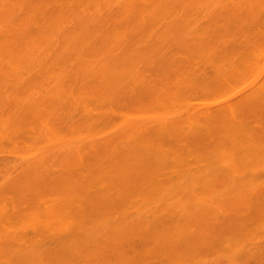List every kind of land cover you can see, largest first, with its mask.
I'll return each instance as SVG.
<instances>
[{
    "label": "rangeland",
    "instance_id": "rangeland-1",
    "mask_svg": "<svg viewBox=\"0 0 264 264\" xmlns=\"http://www.w3.org/2000/svg\"><path fill=\"white\" fill-rule=\"evenodd\" d=\"M95 1L99 2L100 0ZM106 1L107 0H105V2ZM119 1L122 2L118 3L116 0L113 2L117 3L118 6L120 4L122 5L123 0ZM189 1L192 3H188V1L184 0L185 3L180 2V4H178L179 2L174 4L173 1H170L172 4L168 2L169 5L164 3L159 4L160 6L154 4L155 10L152 9L153 6L150 8L144 6L146 10L144 8V11L139 9L141 11H139L137 17L138 10L133 14L125 13V11L117 13L115 10V18L117 14L119 18L117 19L118 21L115 19L117 24L113 22L112 24L117 25V28L116 26L114 28L111 26L108 29L101 28L102 32L99 31L96 33L95 30L100 29L98 25L97 27L99 29H97V27L94 29L96 34H91L90 37L88 36V39L84 37L86 34L83 32L84 35H82V38L84 37L85 39H82L83 42L82 40L79 42V46H82V48L78 47L80 50L75 49L77 53L74 51V55H69V58L66 57V61L61 58L65 64H63V66H58L57 71L50 59L51 57L56 58L55 56L57 55L60 56L59 52L61 49L58 52L56 48L57 54L51 57V54H48L49 56H47V58H49L51 65L54 66L51 68L52 72L50 71L51 69L49 72L53 74H49L48 72L49 76L45 75V70V72L41 74V77H39V74H35V69H33V71L30 70L29 72L31 73H25L23 71L24 74L20 73V71L17 75L23 74L24 76L21 75L22 78L17 79V81H20V79L22 80L23 77L28 78L29 74H32V76H29L31 79L28 78L30 79L29 81H33L32 84L34 85H31V87H26L27 84H22L24 79L21 83L18 82V84L15 81V85V82H13L14 78L12 77L13 81H11L13 84L15 86L20 85V87H14L11 81L7 82L11 79L9 77V79L5 78V83H3V74L2 76L0 75L3 79L0 81V117L2 115L3 118H1L5 120L9 118L5 122L1 119L3 122L0 123V139H2V143H0V208L5 211L0 209L2 211L0 212L2 213V217L3 212L8 213H6L8 217L4 214L6 216H4L5 220L4 218L2 220L0 217V221L2 220V223L0 222V240L2 239V242L5 243H3L5 246L2 245L1 247L0 245V264H264V90L262 91L263 96H261V98L251 97L247 100L243 99L246 93L248 94V92H251V81L259 74L262 77H258L260 79L257 78V81L263 80L262 78L264 77V71L261 72L262 68H264V0L257 1H260V5L254 3L256 5H252L253 8L251 7L249 13L242 18L237 16L234 17L233 15L231 18L224 17L225 12H220L221 15L223 14V17H221L219 13L218 16L216 13L217 11H212L213 6L210 7L211 10L208 7L209 13L207 10L200 11L198 7H195L197 6V3H194L195 0ZM101 2L103 3V0L100 1V3ZM113 2L112 4H114ZM77 4L78 3H76V5ZM192 4L193 6H190ZM99 5L98 3L97 8V5L94 4V6H96H93L95 8L94 11L101 9ZM115 6L118 8L116 4H114V7ZM140 6L139 4V7ZM93 7H91L92 10ZM110 7H112V5ZM116 7L115 9H117ZM59 8H61V6ZM107 8L108 7L105 9ZM159 8L163 10L160 11ZM79 9L81 10V7H78L76 10L73 8L75 11L72 12L71 15L69 14L70 16L68 15L71 18L70 20H80L79 18L82 16V10L80 11ZM216 9H218V7ZM119 10L123 11V9H118V11ZM156 10H159L161 15H158L159 12ZM53 11L54 10H52V12ZM89 11L90 8L88 12ZM99 11L102 12L103 10ZM37 12L35 11V13ZM140 12L144 13L140 15ZM38 13L40 14V12ZM47 13L49 14V12ZM106 13H108V11H106ZM99 14L104 15L100 12ZM19 15H21V13ZM25 15L26 17L28 16L27 13H25ZM73 16H76L75 19H72ZM84 16L85 15H83V17ZM105 16L106 15H104V17ZM124 16L132 18V20L127 22L128 19L126 21ZM37 17L39 16L33 15L32 20ZM109 17L111 16L109 15ZM23 18L25 17L23 16ZM140 18H142V20ZM26 19L27 18H25V20ZM111 19L113 18L111 17ZM70 20L66 21L67 26L69 25L68 23L72 24L74 22ZM40 21L44 22L43 20H39L38 22ZM81 21L79 24L83 23ZM30 23L32 22L30 21ZM86 23L87 26L90 24V22L89 24L88 22ZM41 24L39 26H41ZM45 24L43 27H45ZM64 25H62V27H64ZM93 25L91 29H93ZM33 26L36 27L35 25ZM30 27H32V25ZM34 27L32 28L34 29ZM69 27L72 28L71 25ZM74 27L75 26H73V28ZM76 27L75 30H78L76 34L82 33L80 27L78 25ZM83 28L85 29V26ZM22 29L25 31L24 27ZM22 29L19 28L17 31L21 30L20 33L22 32L23 34ZM49 30L46 29V31ZM37 31L39 32V29ZM17 33L19 36L20 33ZM71 33L73 35L75 32ZM114 33L116 34L114 35ZM118 33L119 35H117ZM29 34L31 36L33 35L31 31ZM42 34L43 32L38 34L40 36H37L36 33L33 37L19 40V46L17 45L18 47L16 46L15 48L17 52L20 54L23 53L25 56L18 57L19 59L21 58V60H19L20 62H14L10 59L13 66L23 63V68H25L26 71L29 70V64L33 62L26 65L23 59L27 60L25 57L28 52L33 51V42L38 38L40 39L38 42L46 41L44 43L45 45H47V42L53 45L54 42L58 44L59 41H64V38L58 39L57 37L59 35L55 37L53 34L52 38L54 36V40L51 41L52 38H47V34V37L44 35L47 38V40H45ZM61 34L62 32L60 35ZM21 36L22 35L19 37ZM74 37H76V35H74ZM73 39L76 40L75 38ZM79 39H81V37ZM79 39H77V41ZM66 43L69 42L67 41ZM41 44L43 48L45 45H43V42ZM57 44L55 43L54 45ZM69 45L71 46V44ZM75 45L78 46L76 43ZM37 46L35 47L34 45L35 51ZM11 48H13V46H11ZM72 48L73 46L71 49ZM39 49L40 48L37 50V54L40 52ZM14 51L15 50L12 52L14 53ZM113 51L119 55L117 56V54H114V57H120L118 59L116 71H114L116 74L113 72L117 77L116 80L118 83L114 88L112 85L107 88L110 89L112 87L114 90L116 88L114 95L116 94L117 97L115 96L113 99L114 95L112 96V88L106 90V92L102 91L106 96H108L107 93L109 94L110 100L107 101V97L105 98L103 94L97 96V99L98 97L101 99V97L104 96V99L102 98L103 100L101 99L99 101L98 99L101 107V109L99 107V110H101L102 116H106L105 118L107 119L110 118L109 121H111L110 124H107L109 125L107 126V131H101V126H98V128L94 125V127H97L94 128V130L98 129L97 131L101 132V135H107L108 132L111 133L114 127H124L126 121L125 123L121 122L126 119L124 114L127 115V119L129 120L133 118V116L134 118L136 116V119L138 117V120L153 116L156 118L157 115L164 114V112L173 113L171 112L172 107H174L172 110L174 112L177 111V113L179 111V106L182 107V109H180L183 113V110H186L189 104L192 105L190 107H193V105L213 104L224 98H228L230 101L233 100L236 114L235 119L221 122H208L196 126L197 128L195 127L192 131L184 132V134L147 136L142 138L143 141L136 140L132 143L131 145L135 144L132 151V146L122 145L131 148H128L130 152L125 151L126 153H123L124 156H119L121 153L116 151L117 149L114 150V156L115 154L116 156L114 159L112 156L111 159L109 158L111 163L109 160L104 161V159H108L106 156H109V154L106 155L102 152L104 157H106L104 158L103 155L98 153L97 158L99 159V163L95 160L94 162L92 161L93 165L90 164L92 168L89 170L86 169V171H84V169L82 171L80 165H77L79 168L74 166L75 168L73 169V164H66L65 167L62 166L63 164L61 166L59 164V169L57 170L58 165L55 168L49 161V164L52 166H50L51 169L50 167L46 169V167L49 166L47 163L48 165L42 166L43 170L45 168L46 171L41 172L40 170V174H34L37 172L31 170L35 169L31 162L32 158L34 159L36 154L38 155V153L43 151L44 146H46V142L44 141L47 139L43 137H47L46 134L48 129L45 127L48 125L45 127L41 126L43 124L41 118H45V120H43V125H46L48 122L47 118L50 119L48 116L52 111L54 109L56 111L58 106L63 108L62 105H64L63 102L65 101L61 102V98H64L66 94L69 99L72 94L78 101L80 99L82 106H80V102L77 103L78 101H74L75 98L72 100V102L74 101L76 104H79L80 108L82 107V109L79 108L80 117L83 115L85 116L86 111L88 112L89 109L86 107L88 104L90 112H98V102L96 99V102H94L95 104L90 100L91 103L95 105L94 106L90 102L87 103L89 99L85 100V98H88L86 96L90 94H85V96L81 95L85 92H92L94 90L93 85L95 86L94 82H92L93 85L90 84L91 80L93 81L92 78L94 75L90 76L87 74L88 70L91 69V67L88 69V63L91 61L94 62L95 60L94 63L98 66L97 60L101 63V57L105 58L110 55L113 57V54H111ZM37 54L35 56H37ZM62 56H64V54ZM112 57L109 59L113 60ZM31 61L34 60L32 59ZM48 61L46 60V62ZM51 65H49V67ZM47 66L46 68L48 70ZM93 66L95 65L92 64V67ZM251 66L252 69H254L252 73L250 72L252 71L250 70ZM59 67H61L60 70H64L62 72L60 70L58 71ZM35 68L39 69L40 67L36 66ZM3 69L1 72H3ZM7 69L6 71L8 74H6L4 69L6 76H10V72L13 73L11 75H14L13 68L11 69L9 66ZM92 69L94 70V67ZM15 72L17 71L15 70ZM40 72L41 71H39V73ZM59 72L61 74H59ZM248 72H250L251 75ZM25 74L27 76H25ZM54 74L56 77L59 74V77H57L58 80L55 78ZM37 75H39V79L36 78ZM51 78H53V80ZM55 80H57V82H55ZM88 80L90 83H87ZM29 81L24 82L29 85ZM6 82L9 83L7 87H2L5 86ZM47 82L49 83L48 86L46 85L48 84ZM86 84H88L90 88L86 86ZM8 85L13 86L9 88ZM45 86L48 87L49 90L55 89L53 87L57 86L55 90L50 92L54 93L55 91L54 94H56V97L59 95V102L58 99L54 100L51 97L52 94H50ZM80 87L81 89H79ZM59 88L62 89L59 90ZM82 88L87 89L84 91ZM105 89L106 88L103 90L105 91ZM56 90H59L58 93L60 94H58ZM77 90L78 92H76ZM62 91L64 92V96L62 95ZM98 91L94 93L98 94ZM45 93L50 95L48 96L49 98ZM37 94H39V96H45H42V99L38 101ZM91 94L90 97L93 96V93ZM46 97L47 99L44 100L43 98ZM168 98L169 100H167ZM66 99L65 97L62 100ZM85 101L86 103H84ZM46 102H49V104H46L47 106H45ZM72 102L69 100L68 103ZM51 103L53 105L54 103L58 105L56 106L57 109L54 106V108L51 107L52 105L50 108L48 105ZM75 103H73V105ZM186 103L189 104L187 105ZM34 106L36 107L35 111L37 113L33 110ZM77 106H73L74 110L72 109V111L74 115L78 113ZM45 107L47 110H45ZM65 107L66 105H64V108ZM23 108V111L26 110L25 112L22 111ZM28 108H30V113L32 111L31 114L27 110ZM39 108H42L40 109L41 111L38 110ZM48 108L52 110L51 113L48 112ZM62 108H60V110ZM94 108L97 109L93 110ZM188 108L187 110H189ZM1 109L5 112L3 111L2 113ZM102 110L104 111L102 112ZM193 110L194 109H191L190 112ZM46 111L49 114L46 113ZM181 111H179V113H181ZM68 112L65 114L68 115ZM24 113H27V117ZM94 113H89V116L93 119H95V116H93ZM122 114L123 116H121ZM40 115L41 117H39ZM46 115L47 118L45 117ZM77 115L78 116L75 115L73 118H80L79 114ZM96 115H98V113H96ZM123 117L124 120H122ZM97 118L95 119V124L99 123L100 120L101 123L102 119H98L99 121H97ZM147 118L146 120H148ZM116 129L113 130L116 131ZM97 131L95 132L97 133ZM114 131L113 133H115ZM95 132L93 131V133ZM222 132L227 133L229 136V139H226V143H219V140L222 138L221 136H224ZM3 135L4 137H2ZM231 138L235 140L233 139L232 141ZM39 139L44 140L40 142ZM223 140L225 139H221V141ZM43 143H45V145ZM40 145L43 146L41 147L42 150L38 149L35 151ZM33 147L36 148L34 149ZM221 150L225 151L224 154H226L227 160H234L230 156L235 157L236 160L234 161L237 163V172L235 170L236 174H233L229 169L222 166V162L218 160L224 159L221 158L222 156L224 157V155L220 157V152L222 154ZM34 151L35 154H33ZM109 153L111 154L110 151ZM117 154L119 157H122L120 160ZM111 155H113V153ZM26 158H30L28 164L24 161ZM97 158L95 159L97 160ZM115 159L116 163L114 162V164H112V161ZM22 161L28 166L24 165ZM103 161L104 164H101ZM30 162L31 169L29 168ZM105 162H108L106 163L108 165H106ZM58 163H61V161ZM70 165L72 168L68 167ZM94 165L95 167H93ZM38 168L35 171H37ZM87 168L89 167L87 166ZM49 169L53 171L52 175L54 176L51 175L52 172L50 173ZM54 169L58 172H54ZM29 170H31V172ZM59 170L61 171L60 173ZM76 170H80L81 172L79 174H82L83 177H79V174L75 177L78 172H76ZM62 172H65L64 176H66L67 179L63 176ZM58 176H62L63 178L61 177L60 180ZM69 177L76 179L75 181L73 180V182ZM65 179L68 181L66 182ZM61 183L64 187H61ZM79 183L82 187H80ZM65 189L68 190L65 191L64 197H61L60 202V198L57 199V197H59V193H62L61 190ZM78 191L83 193L81 194L83 197L85 192L87 199L90 201L88 202L87 200V203L86 201L84 203L82 202L84 204L83 207L85 206L84 210L81 208L82 203L79 206L78 202L80 201L76 200V198L80 196ZM65 195L68 197L67 200H70L69 202L66 200ZM55 197L56 200L52 202ZM70 197L72 198L70 199ZM57 200L61 205H59ZM83 200L82 198L81 201ZM41 202L43 203L41 204ZM45 203H50V205H46ZM38 204L52 207L54 205V209L63 206L62 210H60L63 214L66 213V215L63 216L64 220H66L64 221L65 224L61 219L63 218L61 214H59L60 218L57 219L58 221H56V215L53 217L55 219L54 221L49 223L52 218L49 217V221L47 222L48 218L46 219L45 215H47V211L49 213V209L52 208L46 206L45 208H41L39 207L41 205ZM39 209L45 211L39 212ZM54 209L51 212H54ZM68 210L74 213L72 212L71 214ZM38 212L41 214H38ZM44 212L46 213L43 214ZM75 212L79 213L76 214L77 217L74 216ZM49 214L52 215L53 213ZM37 215H39V217ZM68 215H70L71 218L74 216L76 219L73 218L74 220H71ZM40 217L42 218L41 221ZM54 222L55 224L58 222L57 227H55L56 225L54 226ZM66 222H71L73 224L66 225ZM36 223H40L39 226H36ZM50 224L53 225L50 226ZM22 226H26L24 227L25 229ZM70 226L73 228L71 229ZM20 227H22V229ZM29 227H32V229H29ZM51 227H59L56 230L60 232L59 236L62 235L60 239L66 241L62 240L63 242H61L60 240V243H56L55 240L53 242L54 239H50L53 237L50 232L54 231L53 233H55V230H52L54 228ZM8 228H12V231ZM16 229L18 230L15 231ZM19 229H24L23 231L26 230V232H20ZM69 229H71L70 232L72 236H68L67 234L69 233ZM27 230L31 231L27 232ZM46 230L49 232L48 235L50 234V237L46 236L47 233L42 232ZM13 231L15 232L11 233ZM39 232H42L44 236ZM65 233L66 235H63ZM6 243L8 244L6 245ZM9 243L22 246H19V249H17V246L13 245V249L8 247L10 245Z\"/></svg>",
    "mask_w": 264,
    "mask_h": 264
},
{
    "label": "bare ground",
    "instance_id": "bare-ground-1",
    "mask_svg": "<svg viewBox=\"0 0 264 264\" xmlns=\"http://www.w3.org/2000/svg\"><path fill=\"white\" fill-rule=\"evenodd\" d=\"M65 1L66 0H0V75L2 76V74H3V77L2 78H4V80L0 77V81H4L3 83H5V78H14V81L12 80V78L11 79H9L8 81H7V79H6V81L7 82H9V81H13V82H17V84H18V82H20L21 83V81L24 79V81H29L30 79H31V77H29V76H32V74H29V76H28V78H30V79H28L27 77V79L26 78H24L23 77V79L21 80L20 79V81H17V79H19V78H22V76L21 75H23L24 74V72L25 73H28L30 70L31 71H33V69H35L34 70V72H35V74L37 73V74H39V75H37L36 76V78H38V76L39 77H41V74H43L44 72H45V70H46V72L44 73L45 75H48L49 76V74H53V73H51L52 72V66L56 69V71H57V67L58 66H63V64H65V62L64 61H66V57H68L69 58V55H71V56H73L74 55V51H75V53H77L76 52V50L75 49H77V50H80V49H78V47L80 48H82V46H79L80 45V40H82V39H85L84 37H87V39H88V36L90 37V35L91 34H96L97 32H99V31H101L102 32V29H105V28H110L111 26H112V28H114L115 26H116V28H117V25H114V24H112V22L113 23H116L117 24V19L119 18L118 17V14H117V17L115 18V14H116V11H117V13H120V12H124L125 11V13H129V14H133V13H135V12H137V10H138V12H137V15H136V17L139 15V11H141V10H139V9H142V11H144L143 10V8L146 10V8H150V7H152V9H154V4H161V3H164V4H167V5H169L168 4V2L169 3H171L170 1H173V3L174 4H177L180 0H123V3H122V5L120 6H118V4L117 3H114L113 1H115V0H107L106 2H105V0H103V3L101 2L100 3V1H102V0H100L99 2H97V1H95V0H67L66 1V3H65ZM97 2V3H95V2ZM108 1H110V2H108ZM118 3H121L119 0H116ZM186 1H188V3L190 2L189 0H186ZM193 1V0H192ZM258 0H195L194 1V3H197V6H195V7H198V10H200V11H202V10H207V12L209 13L210 11L208 10V7L210 8L211 6H213L212 8H213V10L212 11H214V12H216L217 13V15H218V13H219V15L221 16V17H223L221 14H220V12L221 13H223V12H225L224 13V17H227V18H231V16L233 15L234 17L235 16H237V17H239V18H242V17H244L245 15H247L248 13H249V9H251V7H252V5L254 6V5H260V1L259 2H257ZM70 2V3H69ZM75 2V3H74ZM112 2L114 3V4H116L117 6H118V8L117 9H115V7H114V4H112ZM180 2H183V3H185L184 2V0H182V1H180ZM180 2L178 3V4H180ZM63 3V4H62ZM76 3H78L77 5H76ZM98 3L100 4L99 5V8H101V9H99V10H103L102 12L101 11H97V10H95L94 11V7H96V6H94V4H96L97 5V8H98ZM187 3V2H186ZM190 3H192V2H190ZM254 3H256V4H254ZM261 3H262V1H261ZM77 6H75V5ZM102 4V5H101ZM104 4V5H103ZM139 4L141 5L140 7H139ZM150 4V5H149ZM163 4V5H164ZM172 4V3H171ZM182 4V3H181ZM64 5V6H63ZM68 5H70V6H68ZM75 7H74V6ZM106 5V6H105ZM112 5V7H110ZM157 5V6H158ZM185 5V4H184ZM61 6V8H59ZM63 6V7H62ZM94 6V7H93ZM100 6H102V7H100ZM146 8H145V7ZM149 6V7H148ZM160 6V5H159ZM190 6H193V4L192 5H190ZM51 9H50V8ZM56 7V8H55ZM67 9H66V8ZM70 7V8H69ZM80 8L81 7V10H82V16L79 18L80 20L79 21H77L76 19H75V17L73 16V18L72 19H75V21L74 20H70L71 18L69 17L71 14H72V12H74L77 8ZM91 7H93V10H92V8ZM106 7H108L107 9H105ZM121 7V8H120ZM163 7H165V6H163ZM167 7V6H166ZM218 7V9H216ZM49 8V9H48ZM53 8V9H52ZM55 8V9H54ZM73 8L75 9V10H73ZM83 8V9H82ZM89 8H90V11L88 12V10H89ZM96 8V9H97ZM155 8H156V6H155ZM215 8V9H214ZM253 8V7H252ZM47 9V10H46ZM58 9H60V10H58ZM63 9V10H62ZM112 9V10H111ZM118 9H123V11H118ZM152 9H150V10H152ZM52 10H54L53 12H52ZM56 10H57V12H56ZM70 10H72V11H70ZM80 10V9H79ZM80 10V11H81ZM105 10V11H104ZM110 10V11H109ZM113 10H114V12H113ZM116 10V11H115ZM155 10V9H154ZM159 10L161 11V10H163V9H160L159 8ZM159 10H156V11H158L159 13H158V15L161 13ZM210 10H211V8H210ZM218 10H219V12H218ZM222 10V11H221ZM35 11L37 12H40V14L43 16H41L38 12L37 13H35ZM79 11V12H80ZM85 11H86V13H85ZM91 11H94L95 12V14H94V12L93 13H90ZM106 11H108V13H106ZM149 11V10H148ZM23 12V13H22ZM45 12V13H44ZM47 12H49V14L47 13ZM60 12V13H59ZM65 12V13H64ZM99 12L100 13H103L104 15H106L105 17H104V15H102V14H99ZM213 12V13H214ZM21 13V15H19ZM25 13H27V17H26V15H25ZM63 15H62V14ZM81 13V12H80ZM84 13V14H83ZM112 13V14H111ZM141 13V12H140ZM142 13H144V12H142ZM142 13L140 14V15H142ZM150 13V12H149ZM152 13V12H151ZM154 13V12H153ZM207 13V14H208ZM30 14V15H29ZM34 16H39L40 17V19H39V17H37L36 19H34V20H32V16L33 15ZM37 14V15H36ZM39 14V15H38ZM44 14V15H43ZM53 14H56L57 16L59 15V14H61V15H59L58 17L56 16V15H53ZM70 14V15H69ZM79 14V13H78ZM90 14V15H89ZM124 14V13H123ZM155 14H157V13H155ZM154 14V15H155ZM18 15V16H17ZM25 17V18H27L26 20H25V18H23V16ZM69 15V16H68ZM83 15H85L84 17H83ZM100 15H102V16H100ZM109 15L113 18V19H111V17H109ZM113 15V16H112ZM150 15V14H149ZM161 15V14H160ZM218 15V16H219ZM230 15V16H229ZM20 16H22V17H20ZM45 16H46V18H45ZM61 16H62V18H61ZM80 16V15H79ZM89 16V17H88ZM146 16V15H145ZM155 16H157V15H155ZM20 17V18H19ZM29 17V18H28ZM30 17H31V19H30ZM49 17V18H48ZM56 17V18H55ZM72 17V16H71ZM83 17V18H82ZM234 17H232V18H234ZM236 17V18H237ZM17 18V19H16ZM51 18V19H50ZM52 18H55V19H52ZM60 18V19H59ZM63 18H65V19H63ZM87 18V19H86ZM103 18H104V20H105V18H106V20L104 21L103 20ZM107 18H108V20H107ZM124 18H125V20L127 21V19H128V21L127 22H129L130 20H132V18H128L127 16H124ZM135 18V17H134ZM142 18H145V17H142ZM142 18H140L141 20H142ZM239 18H237V19H239ZM18 19H19V22H18ZM20 19H21V21H20ZM23 19V20H22ZM46 19V20H45ZM48 19V20H47ZM83 19V20H82ZM117 21H116V20ZM24 20H25V22H24ZM37 20V21H36ZM39 20H43L44 22H42V21H40V22H38ZM67 20H70V21H74L73 23H74V25H73V23L72 24H70V23H68L69 25L67 26L66 24H67ZM82 20V21H81ZM104 21V23H103V21ZM30 21L32 22V23H30ZM60 21V22H59ZM61 21H64V22H61ZM77 21V22H76ZM83 22L82 24H81V27H82V29H81V27H80V24H79V22ZM22 22V23H21ZM38 22V23H37ZM41 22H42V24H41ZM54 22V23H53ZM66 22V23H65ZM86 22H88V24H89V22H90V24L87 26V23ZM104 24V26H106V27H104L103 26V24ZM108 22H109V25H108ZM34 23V24H33ZM37 25H36V24ZM45 24V27H43V25ZM48 23V24H47ZM78 23V24H77ZM20 24V25H19ZM23 24H25V25H23ZM41 24V26H39ZM56 24V25H55ZM65 24V25H64ZM76 24V25H75ZM84 24V25H83ZM86 24V25H85ZM94 24V25H93ZM95 24H96V26H95ZM107 24V25H106ZM22 25V26H21ZM28 25V26H27ZM32 25V27H34L33 25H35L36 27H34V29L32 28V27H30ZM50 25V26H49ZM62 25H64V27H62ZM71 25V27L72 28H70L69 26ZM79 26L80 27V31H82V33L84 32L85 34H86V36L84 35V33L82 34V33H80V31H79V33L81 34H76V32H78V30L76 31L75 29L77 28L76 26ZM92 25H93V29H91L92 28ZM99 25V26H98ZM19 26V27H18ZM73 26H75L74 28H73ZM85 26V29L83 28ZM91 26V27H90ZM94 26H95V28H94ZM100 28H98V27ZM25 28L24 30L25 31H23V29L22 28ZM28 27V28H27ZM64 30H62L61 28ZM66 27V28H65ZM88 28V31H87V28ZM96 27H97V29H99V30H95V32H94V29H96ZM104 27V28H103ZM19 28L20 29H22V31H23V34H22V32L20 33V31H17V29L19 30ZM31 28H32V30H31ZM102 28V29H101ZM111 28V29H112ZM29 29H30V31H31V33L33 34V35H35L36 33H37V36H40V35H38V34H41L42 32H43V36L45 35L46 36V34L48 35V37L47 38H52V34L55 36V37H57V35H59L57 38L59 39V38H64L63 40L64 41H59V43L57 44V42H54V44L56 43L57 45H54V46H56V47H54L52 44H49V42H47L46 44L47 45H45L44 43L46 42V41H42L43 42V45H45L43 48H42V42L40 43V42H38V40H40L38 37V39L35 41L34 40V42H36V43H34L33 42V51H31V52H28L27 53V56L25 57V59H27V60H24L23 58V62H25V64L26 65H28L30 62H33V63H30L29 64V70L28 71H26V69L25 68H23V63L22 64H19V65H21V66H19V65H15V66H13L12 65V63L10 62L11 60L12 61H14V62H18L19 60H21V58L19 59L18 57H20V56H25L23 53H19V52H17V50H16V46L18 45V43H19V40H21V39H27V38H30V37H33V35L31 36L29 33H30V31H29ZM36 29V30H35ZM39 29V32L37 31ZM46 29L47 30H49V31H46ZM79 29V28H78ZM90 29V30H89ZM14 31V33H13V31ZM43 30V31H42ZM72 30H74V31H72ZM85 30V31H84ZM15 31H16V33H15ZM36 31V32H35ZM42 31V32H41ZM89 31H91V32H89ZM17 32H19L20 34H19V36L20 35H22L21 37H19L17 34ZM46 32V33H45ZM62 32V34L60 35V33ZM71 32H75L73 35H72V33ZM92 32H94V33H92ZM89 33V34H88ZM117 33V32H116ZM116 33H114V35L116 34ZM25 34H27V35H25ZM51 34V35H50ZM99 34V33H98ZM50 35V36H49ZM74 35H76V37H74ZM82 35H84V37L82 38ZM117 35H119V33L117 34ZM44 36V37H45ZM53 36V38L51 39V41L52 40H54V37ZM71 36V37H70ZM72 36H73V38H75L76 40H74L73 38H72ZM14 37V38H13ZM44 38L45 40H47V38ZM81 37V39H79ZM19 38V39H18ZM71 40H70V39ZM18 39V40H17ZM68 39V40H67ZM77 39H79L78 41H77ZM14 40H16V41H14ZM12 41V42H11ZM69 42V43H66V42ZM74 41V42H73ZM77 41V42H76ZM14 42V43H13ZM40 44V46H39V44ZM82 42H83V40H82ZM81 42V43H82ZM75 43L78 45V46H76L75 45ZM12 44V45H11ZM38 46H37V45ZM69 44H71V46L69 45ZM72 44H74V45H72ZM34 45H35V47L37 46V49H36V51H35V47H34ZM49 45V46H48ZM63 45V46H62ZM68 45V46H67ZM11 46H13V48H11ZM19 46V45H18ZM17 46V47H18ZM59 46V47H58ZM73 46V48L71 49V47ZM77 48H76V47ZM50 47H51V49H50ZM55 49H54V48ZM62 47V48H61ZM66 47H67V49H66ZM38 48H40L39 50H40V52L38 53L39 54V56H38V54H37V50H38ZM48 48H49V50H48ZM56 48H57V51L59 52L60 51V49H61V53L59 52V54H60V56L59 55H57V56H55L56 58H53V57H51V56H53V55H55V54H57L56 53ZM74 49V50H73ZM13 50H15L14 51V53L12 52ZM41 50H42V52H41ZM52 50V51H51ZM54 50V51H53ZM34 51H35V53H34ZM67 51H68V53H67ZM73 51V52H72ZM17 52V53H16ZM47 52H49V53H47ZM51 52V53H50ZM69 52H71V53H73V54H71V53H69ZM19 53V54H18ZM13 54H14V56H13ZM37 54V56H35ZM43 54V55H42ZM47 54V55H46ZM50 55V57H51V62L53 63V65H51V62H50V60H49V58H47V56H49ZM64 54V56H62ZM111 54H113V57H112V55H110V56H107V57H105V58H100V59H102L101 60V63L99 62V60H97V64H99L98 66L94 63L95 62V60H94V62H89L88 63V69H89V67H91V69L94 67V70L92 69H89L88 70V72H87V74L88 75H94L93 76V81L91 80V83H90V81L88 80L87 81V83H90V84H92V82H94L95 83V86L93 85V91L91 92H85V93H83V94H81V95H84L85 96V94L86 95H92L91 93H93V96L92 97H90V95L89 96H86V97H88V98H85L84 96V98H85V100L86 99H89L88 101H87V103L88 102H90L91 103V101L94 103V102H98V99H99V101L104 97H101V99L98 97V99H97V96H101L103 93H102V91L103 92H106V90H110L112 87L114 88L115 87V85L117 86V83H118V81L116 80L117 79V77L115 76V72L114 71H116V68H117V66H118V59L120 58V57H117V56H119L117 53H115V51H113V52H111ZM114 54L116 55L117 54V56H115V57H117V58H115L114 57ZM19 55V56H18ZM32 55H34V56H32ZM67 55V56H66ZM76 55V54H75ZM29 56H31V57H29ZM45 56H46V58H45ZM28 57V58H27ZM33 57H36V58H33ZM38 57V58H37ZM59 57V58H58ZM110 57H112L113 58V60H110L109 58ZM17 58V59H16ZM34 60V61H31L32 59ZM55 60H53V59ZM64 59V61L62 60V59ZM111 58V59H112ZM11 59V60H10ZM106 60V61H104V60ZM46 60L50 63H48V62H46ZM61 60V61H60ZM108 60V61H107ZM116 60V61H115ZM37 61V62H36ZM103 61V62H102ZM259 61V60H258ZM20 62V61H19ZM59 62V63H58ZM58 63V64H57ZM62 65H61V64ZM91 63V64H90ZM51 65L50 67H49V65ZM57 64V65H56ZM90 64V65H89ZM92 64L93 65H95V66H93L92 67ZM11 65H12V67H11ZM23 65V66H22ZM48 65V66H47ZM6 66V67H5ZM10 66V68L13 70V72H14V75H11V74H13V73H9V75L10 76H6V74H8L7 73V71H6V69L8 68ZM36 66H38V67H40L39 69H36L35 67ZM46 66L48 67V70H47V68H46ZM16 67V68H15ZM26 67V66H25ZM32 67V68H31ZM34 67V68H33ZM4 68L5 69V71H6V74L4 73V69H3V72H1L2 71V69ZM15 68V69H14ZM20 70H19V69ZM41 68H42V70H41ZM53 68V69H54ZM60 68L61 67H59V69H58V71L60 70ZM10 69V70H11ZM51 69V70H50ZM54 69V70H55ZM63 69V68H62ZM7 70H9V69H7ZM15 70L17 71V72H15ZM49 70L51 71V72H49ZM64 70V69H63ZM63 70H60L61 72L63 71ZM250 70H252V71H250ZM250 72L252 73L253 71H254V69H252V66H251V68H250ZM21 71V72H20ZM24 71V72H23ZM39 71H41L40 73H39ZM56 71H54V72H56ZM91 71H92V73H91ZM94 71V72H93ZM264 71V68H262V71L261 72H263ZM23 73V74H20V75H17L18 73ZM48 72H49V74H48ZM115 74H114V73ZM250 72H248V73H250ZM260 72V73H261ZM29 73H31V72H29ZM47 73V74H46ZM91 73V74H90ZM251 73H250V75H251ZM264 73V72H263ZM263 73H261V74H263ZM59 74H61L60 72H59ZM59 74H58V76L57 77H59ZM247 75V74H246ZM249 75V76H250ZM6 76V77H5ZM19 76H21V77H19ZM24 76V75H23ZM25 76H27L26 74H25ZM54 76H55V78L58 80V78L56 77V75L54 74ZM261 75L259 74V75H257L256 76V78H254L251 82H252V84H250L252 87H251V92L249 93L248 92V94L246 93L244 96H243V99L244 100H247V99H249V98H251V97H253V98H261V96H263L264 94V77L262 78L263 80H258L257 81V78L258 77H260ZM33 77H34V75H33ZM33 77H32V79H33ZM51 77V76H50ZM49 77V78H50ZM53 77V76H52ZM247 77V76H246ZM262 77V76H261ZM39 79V78H38ZM52 80H53V78H51ZM115 79V80H114ZM248 79V78H247ZM258 79H260V78H258ZM57 80H55V82H57ZM11 81V82H12ZM22 82V84L23 85H25V84H27V86L26 87H31V85H34V84H32L33 83V81L31 80V81H29V85H28V83H25V82ZM38 81V80H37ZM6 82V84H5V86H2V87H7V84H9V83H7ZM10 82V83H11ZM13 82H12V84H13ZM16 82L14 83L15 85H16ZM51 82V81H50ZM54 82V81H53ZM1 83V82H0ZM2 83V84H3ZM48 83V82H47ZM115 83V84H114ZM222 83H226V82H222ZM13 84V85H14ZM58 84V83H57ZM11 85V84H10ZM10 85H8L9 86V88L10 87H12V86H10ZM14 85V87H20V85L18 86H15ZM22 85V86H23ZM47 86L49 85V83L48 84H46ZM112 85V87L110 88V89H108L107 87L109 86H111ZM222 85V84H221ZM53 86H55V85H53ZM86 86H88V84H86ZM46 87V86H45ZM44 87V88H45ZM50 87V86H49ZM51 87H52V85H51ZM59 87V86H58ZM89 87V86H88ZM87 87V88H88ZM92 87V86H91ZM1 88V87H0ZM47 88V90H49V88L48 87H46ZM53 88H57V86L56 87H53ZM86 88V89H87ZM90 88V87H89ZM99 89V91H98V89ZM104 88H106L105 89V91L103 90ZM112 88V96L114 95V92H115V90H116V88H115V90ZM8 89V88H7ZM55 89H52V90H49V92L50 91H53V90H55ZM60 89H62V88H59V90ZM79 89H81V87L79 88ZM84 91L86 90V89H84V88H82ZM92 89V88H91ZM96 89V90H95ZM44 90V89H43ZM59 90H56V92L58 93V91ZM75 90V89H74ZM217 90V89H216ZM41 91V90H40ZM83 91V92H84ZM96 91V92H95ZM97 91H98V94H95V93H97ZM110 91V92H111ZM249 91H250V88H249ZM262 91H263V93H262ZM1 92H3V91H1ZM76 92H78V90L76 91ZM95 92V93H94ZM40 93H42V92H40ZM48 93V92H47ZM54 93H55V91H54ZM54 93H51L50 92V94H54ZM88 93V94H87ZM1 94V93H0ZM43 94V93H42ZM46 94V93H45ZM58 94H60V93H58ZM57 94V95H58ZM64 94V92L62 91V95ZM65 94H66V92H65ZM263 94V95H262ZM38 95V101H39V99H42V96H45V95H40L39 96V94H37ZM47 95V94H46ZM51 95V97L54 99V100H57L58 99V97H59V95L56 97L55 95L56 94H54L53 96H55V97H53ZM73 95V94H72ZM71 95V98L69 99L67 96V94H66V96H64V98L66 97L67 99H68V101H67V99L66 100H62V99H64L63 97L61 98V102H63V101H65V102H63L64 103V105H66V109H68V110H66L65 108H64V105H62L63 106V108L61 107V106H58V105H56L55 103H54V105L51 103L50 105H48L49 107L51 106V107H56V106H58V109H59V111H58V109H57V107H56V111H55V109L52 111V110H49V108H48V112L49 113H51V111H52V113L48 116L50 119H48L47 118V115L45 116L46 118H47V120H48V122H47V124L46 125H43L44 124V122H43V120H45V118L43 117V118H41V122L43 123L41 126H47V127H45V128H47L46 130H47V134H46V136L47 137H43L44 139L45 138H47L46 139V141H44V142H46V146H44V149H43V151H39L40 153H38V155L36 154L35 156L36 157H38V158H36L35 156H34V159L32 158V165H33V167L35 168V169H31V162H30V164H29V168L31 169V170H34V172H37V173H34V174H40L42 171H46L45 170V168H44V170H43V167L42 166H46V165H48L49 164V161H50V163H52V166L53 167H55L56 168V166L58 165V168H57V170L59 169V164H60V166L62 165V166H64L65 167V165L66 164H73V169L75 168L74 166H76V167H78L79 165H80V167H82V171H83V169H84V171H86V169H90V168H92L91 166L93 165V162H94V160L97 162V163H99L98 162V158H97V156H98V153L100 154V155H103L102 154V152H104L106 155L107 154H109V156L107 155L106 157H108V159L106 158V157H104V155H103V157L104 158H106V159H104V161L105 160H109L110 161V163H111V156H112V158L114 159L115 158V156H116V154H115V156H114V150H116V151H118L119 153H121L119 156H124V154L126 153L125 151H129L131 148L130 147H124V146H122V145H129V146H132V149H131V151L134 149L133 147H135V144H133V145H131L132 143H134L136 140H138V141H141L142 140V138H145V137H147V136H149V137H151L152 135H157V136H159V135H167V134H184V132H188V131H192L193 129H195V127L196 126H199V125H202V124H205V123H208V122H212V121H216V122H221V121H225V120H233V119H235V105H234V103H233V100H231L230 101V99L228 100V98H224V99H221V100H219V101H217V102H215V103H213V104H202V105H195V106H197V107H195L194 105H193V107H190V106H192L191 104H189V103H186V104H183V105H186L187 106V108L189 109V110H187V108H186V110L185 111H187V112H185L184 110H183V113H182V111H181V109H182V107H180L179 106V111H181V113H179V111H178V113H177V111H173L172 109L174 108V107H172L171 108V112H173V113H165L164 112V114L162 113V114H160V115H157V117L155 118L154 116L153 117H149V118H153V119H149V118H147V117H145L144 119H139L138 120V117H137V119H136V116H135V118H134V116H133V118H130V116H129V118H130V120L129 119H127V115L126 114H124L125 116L124 117H126V119L124 120V117L122 118V120H124V121H121V122H124L125 123V121H126V123H125V125H124V127H120V128H117V129H119V130H117L114 126V128L113 129H116V131H114L113 129V131L115 132V133H113V131L111 130V133L110 132H108V134H110V135H101V132H98L97 130L98 129H96V130H94V128H97L98 126L100 127V129H101V131H105L106 129H107V126H109V125H107L108 123L110 124L111 123V121H109L110 120V118L109 119H107V118H105L104 116H102V114H101V110H99V107H100V105H99V102H98V104H97V107H98V112H96V111H93V110H96L97 108H94L92 111L93 112H90L89 110H90V108H89V104L86 106L87 107V109H89L88 110V112L91 114V113H94V112H96V113H98V115H96V113H94L93 114V116H95L94 118L96 119L97 117H99V118H97V121H99L100 119H102V122L100 123V121H99V123L101 124H99V123H97V124H95V119H93L91 116H89L90 114L86 111V110H81V111H86V115L84 116L83 114H84V112H83V116L82 117H80V113H79V110L80 109H82V107L80 108V106H82V104H81V102H80V99H79V101L77 100V98H75V97H73ZM103 95H105V93L103 94ZM107 95L108 96H106L105 95V98L107 97V101L108 100H110V96H109V94L107 93ZM48 96H50V95H47V97ZM94 96H96V97H94ZM117 97V95L115 94L114 96H113V99H114V97ZM36 97V96H35ZM47 97L46 98H43L44 100L45 99H47ZM51 97H50V99H51ZM70 97V96H69ZM73 97V98H72ZM49 98V97H48ZM60 98V97H59ZM75 98V99H74ZM94 98V99H93ZM74 99V101H78L77 103H79L80 102V106H79V104H76L74 101L72 102V100ZM95 99H96V101H95ZM104 99V98H103ZM102 99V100H103ZM163 99V98H162ZM34 100V99H33ZM44 100H43V102H44ZM69 100H70V102H72V103H68L69 102ZM91 100V101H90ZM94 100V101H93ZM112 100V99H111ZM167 100H169V98L167 99ZM60 101V99H58V102ZM105 101H106V99H105ZM37 102V101H36ZM41 102V101H40ZM60 102V103H61ZM68 103V104H67ZM73 103H75L74 105H73ZM84 103H86V101L84 102ZM93 103H91V104H93ZM37 104V103H36ZM42 104V103H41ZM46 104H49V102H46L45 103V106H47ZM72 106V108H71V106ZM95 104V103H94ZM93 104V105H94ZM44 105V104H43ZM78 105V106H77ZM37 106V105H36ZM41 107H43L42 105H40ZM73 106L75 107V106H77L76 108H78V113H76L75 115L76 116H78L77 114H79V117L80 118H78L77 117V119L76 118H73V117H75V115L73 114V111H72V109H73ZM92 106V105H91ZM90 106V107H91ZM95 106V105H94ZM39 107V106H38ZM50 107V108H51ZM53 107V108H54ZM69 107V108H68ZM35 106H34V111H35ZM52 108V109H53ZM60 108H62V109H64V110H60ZM80 108V109H79ZM175 108H176V106H175ZM181 108V109H180ZM194 109L192 112H190V110L191 109ZM20 109V108H19ZM32 109V108H31ZM40 109H42V108H39L38 110H40ZM100 109H101V107H100ZM178 109V108H177ZM24 110V108L22 109V111ZM28 111H29V113H30V108H28L27 109ZM37 110V109H36ZM44 110V109H43ZM45 110H47L46 109V107H45ZM74 110V109H73ZM170 110V109H169ZM174 110H176V109H174ZM1 111H2V109H1ZM4 111V110H3ZM3 111H2V113H3ZM20 111V110H19ZM26 111V110H25ZM25 111H23V112H25ZM41 111V110H40ZM55 111V112H54ZM66 111V112H65ZM68 111H72V112H68ZM104 110H102V112H103ZM107 111V110H106ZM105 111V112H106ZM168 111V110H167ZM5 112V111H4ZM39 112V111H38ZM47 111H46V113H48ZM64 112V113H63ZM67 112H68V115H70V116H68V115H66L67 114ZM169 112V111H168ZM31 113H32V111H31ZM30 113V114H31ZM35 113H37L36 111H35ZM45 113V112H44ZM48 113V114H49ZM66 113V114H65ZM70 113V114H69ZM88 113V114H87ZM100 113V114H99ZM0 114H1V112H0ZM23 114V113H22ZM24 114H26V117H27V113H24ZM73 116H72V115ZM107 114V113H106ZM33 115V114H32ZM36 115H38V114H36ZM109 115V114H108ZM103 118H102V117ZM121 116H123V114L121 115ZM1 117H2V115H1ZM0 117V120L3 118H1ZM10 117V116H9ZM11 117H12V115H11ZM23 117H24V115H23ZM34 117V116H33ZM37 117V116H36ZM39 117H41V115L39 116ZM109 117H110V115H109ZM132 117V116H131ZM25 118V117H24ZM114 118V117H113ZM146 118L148 119V120H146ZM9 119V118H8ZM8 119H6V120H8ZM99 119V120H98ZM4 122L6 121L5 119H2ZM0 121V123L1 122H3V121ZM106 120H107V122H106ZM104 121H105V123H104ZM46 122V121H45ZM120 122V123H121ZM103 124V125H102ZM114 124V123H113ZM94 125L95 126H97V127H94ZM116 125V124H115ZM120 125V124H119ZM118 125V126H119ZM44 127H42V128H44ZM49 127V128H48ZM98 127V128H99ZM104 127H105V129H104ZM103 128V129H102ZM197 128V127H196ZM100 129H99V131H100ZM43 131V130H42ZM93 131L95 132V131H97V133L95 132V133H93ZM107 131V130H106ZM41 132V131H40ZM43 133V132H42ZM100 133V134H99ZM104 133V132H103ZM102 133V134H103ZM222 133H224V132H222ZM39 134V133H38ZM38 134H37V137H38ZM96 134H97V136H99V137H97L96 136ZM99 134V135H98ZM44 135V134H43ZM95 137H94V136ZM2 137H4V135L2 136ZM39 137H40V134H39ZM222 138L221 139H225V140H223V141H221V139L219 140V143H226L227 142V140L226 139H229V136H228V134L227 133H224V136L222 135L221 136ZM1 138V137H0ZM235 138V137H234ZM234 138H231L232 139V141H233V139ZM43 139V140H44ZM43 140H40L39 139V141L41 142H43ZM235 140V139H234ZM2 141V139H0V143H2L1 142ZM143 141V140H142ZM44 145H45V143H43ZM39 148H37V149H35L34 147V149H35V151H37L38 149H41V147H43V146H38ZM121 147V148H120ZM122 147H124V148H122ZM128 148H130V149H128ZM108 149H109V151L111 152V154L113 153V155H111L110 153H109V151H108ZM111 149V150H110ZM120 151H119V150ZM125 149V150H124ZM127 149V150H126ZM42 150V149H41ZM123 150V151H122ZM35 151L33 152V154H35ZM107 151H108V153H107ZM222 151V154H221V152H220V157L222 156V155H224V157L222 156L221 158H224L223 160H220V159H218L220 162H222V166H224L225 168H227V169H229V171H231L233 174L235 173L236 174V172H237V163L234 161V160H236L235 159V157H233V156H230L232 159H234V160H227V157L225 156L226 154H224L225 153V151H223V150H221ZM101 152V153H100ZM130 152V151H129ZM32 153V152H31ZM117 153V152H116ZM118 153V154H119ZM124 153V154H123ZM128 153V152H127ZM32 154V155H33ZM118 154H117V156H118ZM28 155H30V154H28ZM118 156V157H119ZM126 156V155H125ZM27 157V156H26ZM30 158H31V156H30ZM30 158H26L27 159V161H26V159L24 160L25 162H27L26 164H28L29 162L28 161H30L29 159ZM95 158H97V160L95 159ZM110 158V159H109ZM122 157H119V160L121 159ZM226 158V159H225ZM36 159V160H35ZM21 160V159H20ZM22 160H23V158H22ZM118 160V159H117ZM24 161H22V163L24 164V165H26L25 163H24ZM34 161V162H33ZM52 161V162H51ZM61 161V163H58V162H60ZM93 161V162H92ZM104 161L101 163V164H104ZM116 161V159L114 160V161H112L113 163L112 164H114V162ZM54 162V163H53ZM55 162H57V163H55ZM100 162H101V160H100ZM181 162H183V161H181ZM181 162H179V163H181ZM48 163V164H47ZM106 163H108V162H105V164ZM116 163V162H115ZM90 164H92V165H90ZM224 164V165H223ZM55 165V166H54ZM78 165V166H77ZM97 165V164H96ZM106 165H108V164H106ZM26 166H28V165H26ZM25 166V167H26ZM51 165L49 164V166L48 167H46V169L47 168H49ZM51 166V167H52ZM87 166L89 167V168H87ZM104 166V165H103ZM39 167V168H38ZM41 167V168H40ZM51 167H50V169H51ZM69 168L71 167L72 168V166L70 165V166H68ZM68 167H67V169H68ZM93 167H95V165L93 166ZM28 168V167H27ZM26 168V169H27ZM38 168V170L37 171H35L36 169ZM79 168V167H78ZM50 169H49V171H50ZM64 169V168H63ZM62 169V170H63ZM66 169V168H65ZM31 170H29L30 172H31ZM41 170V172H39ZM55 171L54 172H56V169H54ZM235 170H236V172H235ZM69 171V170H68ZM78 170H76V172H77ZM39 172V173H38ZM52 172V173H51ZM58 172V171H57ZM56 172V173H57ZM61 171L59 170V173H60ZM65 172H66V170H65ZM65 172H62V174H63V176H64V173ZM75 172V171H74ZM81 171L79 170L78 172H77V174L75 175V177L80 173ZM50 173H51V175L53 174V171H50ZM49 173V174H50ZM71 173H72V171H71ZM48 174V173H47ZM68 174V173H67ZM83 174H84V172H83ZM58 175V174H57ZM61 175V174H60ZM66 175V174H65ZM69 175H72V174H69ZM52 176H54V175H52ZM56 176V175H55ZM79 177L80 176H82L83 177V175L82 174H79L78 175ZM59 177V176H58ZM62 177V176H61ZM61 177H59V179L61 178ZM65 178H66V176H64ZM74 177V176H73ZM56 178V177H55ZM63 178V177H62ZM69 178H71L72 179V177H69ZM67 179V178H66ZM65 179V180H66ZM76 179V178H75ZM75 179H72V181L74 180L75 181ZM79 179V178H78ZM58 180V179H57ZM61 180V179H60ZM64 180V181H65ZM68 180H66V182H67ZM73 181V182H74ZM62 182V181H61ZM70 182H71V180H70ZM58 183V182H57ZM72 183V182H71ZM77 183V182H76ZM65 184V183H64ZM80 184V183H79ZM61 185H62V183H61ZM67 185V184H66ZM68 185H69V183H68ZM67 185V186H68ZM73 186V185H72ZM61 187H64L63 185L61 186ZM70 187V186H69ZM68 187V188H69ZM80 187H82L81 186V184H80ZM67 188V187H66ZM61 189V188H60ZM62 189H64V188H62ZM69 189H71V188H69ZM68 189H65V190H61L62 191V193H59L58 195H59V197H57V199H59L60 198V202H61V197L63 198L64 196V194H65V191H67ZM58 191V190H57ZM72 191V190H71ZM83 191H85V190H83ZM64 192V193H63ZM81 191H78V193H80ZM73 193H74V191H73ZM81 194H83V193H80V196L79 197H81V198H79V197H77L76 198V200L77 201H80V202H78V204H79V206H80V204L83 202H85L86 201V203H87V197H86V195H85V192H84V197L81 195ZM56 195V194H55ZM68 195V194H67ZM70 195V194H69ZM73 195V194H72ZM66 196V195H65ZM71 196V195H70ZM74 197V196H73ZM86 197V198H85ZM66 198V200H67V196L65 197ZM64 198V199H65ZM72 197H70V199H71ZM75 198V197H74ZM84 199L83 201H81V199ZM54 200H56V197H55V199H53L52 200V202H54ZM63 200V199H62ZM75 200V201H76ZM68 201V200H67ZM70 201V200H69ZM68 201V202H69ZM51 202V203H52ZM57 202L59 203V201L57 200ZM67 202V203H68ZM88 202H90L89 200H88ZM43 202H41V204H42ZM81 204V208H83V210H84V207H83V205L84 204ZM41 204H38V205H41ZM46 205H50V203L49 204H47V203H45ZM53 204V203H52ZM70 204V203H69ZM77 204V203H76ZM46 205H41V206H39V207H41V208H45V206ZM56 205V204H55ZM58 205V204H57ZM59 205H61L60 203H59ZM64 205V204H63ZM71 205V204H70ZM70 205H69V207H70ZM37 206V205H36ZM65 206V205H64ZM78 206V205H77ZM3 207H4V205H3ZM39 207H36V208H39ZM46 207H48V208H52V209H49L50 211H49V213H53L52 215L51 214H49L48 213V211H47V213L46 212H44L43 214H47V215H45V218L47 219L48 218V220H47V222L49 221V217L51 218L50 219V221H49V223H51V221H54L55 219L53 218V217H55L56 215L58 216V218H57V216H56V221H58L57 219H59L60 217H59V214H61L62 215V217L64 216V215H66V213H62L61 212V210H62V207L63 206H60L59 208H57V209H54L55 208V206L53 205V207L52 206H46ZM57 207V206H56ZM68 207V206H67ZM48 208H46V209H48ZM71 208V207H70ZM80 208V207H79ZM0 209H2V208H0ZM53 209H54V212H51V211H53ZM61 209V210H60ZM65 210V209H64ZM72 210V209H71ZM1 211V210H0ZM2 211H4L3 209H2ZM1 211V212H2ZM16 212H19V211H17V210H15ZM36 211H38V210H36ZM40 211H45V210H43V209H39V212ZM69 211V210H68ZM0 212V217L2 218V220H3V218H4V220H5V217L7 216L8 217V213L6 214V213H4L3 212V217H2V213ZM38 212V214H41V213H39ZM71 212V214H72V212L73 211H69V213ZM79 212V211H78ZM78 212H75V214H74V216H76L77 217V215L76 214H79ZM13 213V212H12ZM74 213V212H73ZM6 216H5V215ZM36 214H37V212H36ZM60 215V216H61ZM5 216V217H4ZM9 216H11V215H9ZM23 216V215H22ZM36 216V215H35ZM38 217H39V215H37ZM41 216V215H40ZM43 216V215H42ZM68 216H70V215H68ZM73 216V218L74 219H76L75 217ZM19 217H20V215H19ZM18 217V218H19ZM0 218V219H1ZM34 218V217H33ZM41 218V217H40ZM66 218H68V217H66ZM70 218H71V216H70ZM73 218H71V220H74ZM7 219V218H6ZM62 219V221H63V223L65 224V222L64 221H66V220H64V217L63 218H61ZM1 220V221H2ZM42 220V218L40 219V221ZM0 221V222H1ZM69 222V221H68ZM73 222H75V221H73ZM2 223V222H1ZM38 224V225H37ZM39 224L40 223H36V226H39ZM42 224V223H41ZM57 224H58V222H57ZM57 224H55V222H54V226L55 227H57ZM67 224H73V223H67L66 222V225ZM43 225V224H42ZM51 225H53V224H50V226ZM65 225V226H66ZM75 225V224H74ZM6 226V225H5ZM10 226V225H9ZM9 226H7V227H9ZM31 226V225H30ZM33 226H34V223H33ZM32 226V227H33ZM41 226V225H40ZM49 226V225H48ZM14 227V226H13ZM23 227V226H22ZM22 227H20L21 229H22ZM24 227H26V226H24ZM23 227V228H24ZM32 227H29V229L31 228L32 229ZM55 227H51V228H54V229H52V230H55V233H53V232H50V233H52V236L54 237H52V238H50V239H54L53 240V242L56 240V243H60V240H61V242H63V241H66V240H63V239H60V238H62V235L61 236H59V233L60 232H58L56 229H58V228H55ZM67 227V226H66ZM71 227V229L73 228L72 226H70ZM6 228V227H5ZM39 228V227H38ZM7 229V228H6ZM5 229V230H6ZM8 229H10V228H8ZM12 229V228H11ZM10 229V230H11ZM21 229H19L20 230V232H22L23 230H21ZM36 229H37V227H36ZM42 229H43V226H42ZM41 229V230H42ZM50 229V228H49ZM71 229H69V233H67L68 234V236H70L71 235V232H70V230ZM18 229H16L15 231H17ZM40 230V231H41ZM44 230V229H43ZM12 231V230H11ZM15 231H13V232H11V233H14ZM29 231H31V230H29ZM28 230H27V232H29ZM37 231V230H36ZM39 231V230H38ZM49 231V230H48ZM50 231H51V229H50ZM57 231V232H56ZM8 232V231H7ZM23 232H26V230L25 231H23ZM42 232H45V233H47V237H50L49 235H48V233L49 232H47V230L46 231H42ZM42 232H39V233H41V235H43V233ZM35 233V232H34ZM57 233H58V235H57ZM10 234V233H9ZM20 234V233H19ZM18 234V235H19ZM56 234V235H55ZM16 235H17V233H16ZM63 235H66V233L65 234H63ZM44 236V235H43ZM68 236H66V237H68ZM72 236V235H71ZM59 238V239H58ZM63 240V241H62ZM1 241V243H0V245H1V247H2V245H4L5 243L4 242H2V239L0 240ZM4 243V244H3ZM8 243H6V245H7ZM10 245L8 246L9 248H13L14 249V247H13V245H15V243H13V244H11V243H9ZM5 246V245H4ZM15 246H17V244L15 245ZM19 246H22V245H18L16 248L17 249H19L18 247ZM7 247V246H6ZM15 248V249H16Z\"/></svg>",
    "mask_w": 264,
    "mask_h": 264
}]
</instances>
